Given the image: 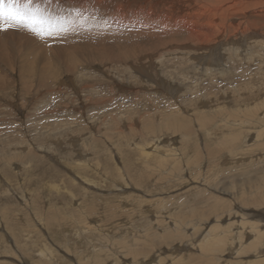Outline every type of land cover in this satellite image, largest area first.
Masks as SVG:
<instances>
[{
    "label": "rangeland",
    "instance_id": "obj_1",
    "mask_svg": "<svg viewBox=\"0 0 264 264\" xmlns=\"http://www.w3.org/2000/svg\"><path fill=\"white\" fill-rule=\"evenodd\" d=\"M35 2L101 29L0 65V264H264V0Z\"/></svg>",
    "mask_w": 264,
    "mask_h": 264
},
{
    "label": "bare ground",
    "instance_id": "obj_2",
    "mask_svg": "<svg viewBox=\"0 0 264 264\" xmlns=\"http://www.w3.org/2000/svg\"><path fill=\"white\" fill-rule=\"evenodd\" d=\"M35 1L33 6H37ZM19 2L24 3V0H19ZM43 12L53 23L65 30L57 36L44 38L23 27H10L7 30H0V65L4 68L11 67L13 70L16 68L19 83L22 84L25 91L29 89L27 87L28 81L38 85H46V80L57 73L51 67L54 65L53 62L57 65V62L60 61L66 71H73L74 66L71 65L73 63L70 60L71 57H75L73 53L88 50L87 48L90 46L87 45L92 42L91 37L98 36L99 32L96 29H101L97 24L89 21L85 15L83 16L78 12H72V14H69V11L67 13L62 12L63 15L57 17L58 14L54 15L56 11L49 6H46ZM102 29L104 32H109V30ZM41 39L45 43L37 41ZM101 39L98 42L94 41V43L103 45L104 41ZM39 59L43 60V65ZM46 63L48 64L45 65ZM1 70L0 91L5 92L7 84L11 83V80Z\"/></svg>",
    "mask_w": 264,
    "mask_h": 264
},
{
    "label": "snow or ice",
    "instance_id": "obj_3",
    "mask_svg": "<svg viewBox=\"0 0 264 264\" xmlns=\"http://www.w3.org/2000/svg\"><path fill=\"white\" fill-rule=\"evenodd\" d=\"M10 27L26 28L41 38L57 36L65 30L53 23L38 5L33 6V0H24V3L0 0V30Z\"/></svg>",
    "mask_w": 264,
    "mask_h": 264
}]
</instances>
